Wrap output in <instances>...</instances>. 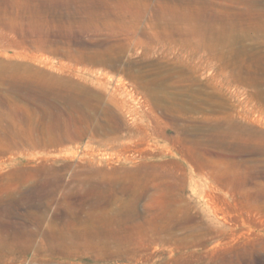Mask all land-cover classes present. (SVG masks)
Masks as SVG:
<instances>
[{
  "label": "rangeland",
  "instance_id": "rangeland-1",
  "mask_svg": "<svg viewBox=\"0 0 264 264\" xmlns=\"http://www.w3.org/2000/svg\"><path fill=\"white\" fill-rule=\"evenodd\" d=\"M249 1L0 0V264H264V26L191 34Z\"/></svg>",
  "mask_w": 264,
  "mask_h": 264
},
{
  "label": "bare ground",
  "instance_id": "bare-ground-1",
  "mask_svg": "<svg viewBox=\"0 0 264 264\" xmlns=\"http://www.w3.org/2000/svg\"><path fill=\"white\" fill-rule=\"evenodd\" d=\"M199 1V0H198ZM246 0H244L245 2ZM255 1V0H253ZM253 1H249L250 3H252ZM258 1V4L259 2L261 3V1L263 0H257ZM256 2V1H255ZM88 3V2H87ZM115 3V1H114ZM143 3V2H142ZM254 3V2H253ZM160 5V4H159ZM197 5V4H196ZM195 5V6H196ZM209 5V4H208ZM257 5V4H256ZM260 5V4H259ZM144 6V5H143ZM194 6V5H193ZM250 6V5H249ZM252 6V5H251ZM261 6V5H260ZM191 7V6H190ZM253 7V6H252ZM250 7V8H252ZM258 8V7H257ZM263 9V8H262ZM260 10L259 8L258 9H255L253 10H248L250 13V11L252 13L250 14H245L246 15H233L231 13V15L233 16H229L226 12L227 15H224V14H216V13H210V15H205L206 12L203 11V8H198V7H192L191 8V13L195 19H191L193 20V25L191 27V34H194L196 35V37H198V40L199 42L202 44H205L207 45L208 47H213V46H216V45H219L221 46V49L220 51H218V55L221 56V57H225L226 58V61L229 63L231 61L232 64H234L235 66L237 65V61L238 60H241V51H238V45L239 44L237 42V35L234 34V30L237 29V28H241V29H244L243 31H245V29L249 30V28H252L254 30V28H261L264 26V10ZM173 10V9H172ZM209 10V9H208ZM141 11V10H139ZM160 12V11H159ZM173 12V11H172ZM208 12H211V11H208ZM144 12L142 11V14ZM160 14V13H159ZM244 14V13H243ZM161 15V14H160ZM159 15V16H160ZM197 18V19H196ZM201 18V19H200ZM3 19V18H2ZM200 19V21H198ZM160 21V20H158ZM8 22V21H7ZM158 23V22H157ZM16 24V23H15ZM97 24V23H96ZM156 24V23H155ZM160 24L161 21H160ZM9 26V25H8ZM122 26V25H121ZM128 26V25H127ZM138 26V25H137ZM10 27V26H9ZM130 27V26H129ZM170 27V26H169ZM168 27V28H169ZM108 28V27H107ZM125 28V27H124ZM130 29V28H129ZM172 29V28H171ZM136 31V30H135ZM142 31V30H141ZM252 31V30H251ZM128 32V31H127ZM249 32V31H248ZM140 33V32H139ZM137 33V34H139ZM245 34L244 33V37H245ZM133 35V34H132ZM131 35V36H132ZM143 35V33H142ZM126 36V35H125ZM140 36V35H138ZM128 38V36H126ZM136 37V35H135ZM140 37H143V36H140ZM139 37V38H140ZM138 38V39H139ZM130 39V38H129ZM141 39V38H140ZM144 39V37H143ZM142 40V39H141ZM129 41V40H128ZM136 44H138L137 42L139 41H135ZM242 42V41H241ZM125 43V42H124ZM140 44V43H139ZM128 45V44H127ZM223 48V49H222ZM107 51V50H106ZM104 52V51H103ZM101 53V52H100ZM244 54V53H243ZM98 55V54H97ZM251 55V53H250ZM108 56V55H107ZM247 56V55H246ZM112 57V56H111ZM250 57V56H248ZM100 58V57H99ZM113 58V57H112ZM241 58V59H240ZM109 59V58H108ZM114 59V58H113ZM230 60V61H228ZM243 60V59H242ZM105 61V60H104ZM107 63V62H106ZM226 65V64H225ZM233 65V66H234ZM128 66V65H127ZM234 66V67H235ZM238 68V67H236ZM240 68V67H239ZM233 69V68H232ZM237 70V69H236ZM239 72V71H237ZM15 73V72H14ZM17 74V73H16ZM15 75V74H14ZM107 75V74H106ZM18 77V76H17ZM12 79V78H11ZM120 80V79H119ZM18 81V80H17ZM51 81V80H50ZM144 82L146 80H143ZM153 82V81H152ZM39 83V82H38ZM122 83V80L119 81V84ZM151 84V83H150ZM152 85V84H151ZM17 87V86H16ZM40 89V88H39ZM150 89V88H149ZM150 92V91H149ZM155 92H153L154 94ZM152 94V95H153ZM100 98V97H99ZM102 100V99H101ZM96 103V102H95ZM100 106V105H99ZM100 124V123H99ZM103 126V125H102ZM59 127V125H58ZM154 130V129H153ZM227 130V129H226ZM4 130H2L3 132ZM155 131V130H154ZM229 131V130H227ZM1 132V133H2ZM223 133V132H222ZM230 133V132H228ZM234 133V132H233ZM236 133L235 132V136H236ZM7 134L4 132V135ZM153 134H155L153 132ZM3 135V136H4ZM222 135H225V134H222ZM6 136V135H5ZM4 136V137H5ZM226 136V135H225ZM225 136H223L225 138ZM229 136V135H228ZM234 136V135H233ZM240 136V135H239ZM219 137V136H218ZM221 137V136H220ZM222 137V138H223ZM230 138V137H229ZM221 139V138H220ZM238 139V138H237ZM228 140V139H227ZM236 140V139H235ZM234 140V141H235ZM226 141V140H225ZM238 141V140H237ZM228 142V141H227ZM235 144V143H234ZM236 149V148H235ZM237 150V149H236ZM242 151V150H241ZM240 152V151H239ZM118 169V168H117ZM116 169V170H117ZM63 170V169H62ZM113 170V169H112ZM115 170V171H116ZM114 171V170H113ZM118 172V171H117ZM117 179V178H116ZM119 180V179H118ZM111 182V181H110ZM115 182V181H114ZM118 182V181H117ZM121 182V181H119ZM113 183V182H112ZM118 184V183H117ZM121 184V183H120ZM119 185V184H118ZM63 186V185H62ZM112 186H116V187H119L116 185V183H113ZM111 186V187H112ZM116 187H113V188H116ZM99 188V187H98ZM112 189V188H111ZM125 188L122 187V189L120 188V190H123ZM100 190V189H99ZM98 190V194H96L95 197H98L97 200H96V206H99L101 204H103V197L104 195L102 194L101 191ZM113 190H116V189H113ZM100 192V193H99ZM135 196V194L133 195ZM131 195V197H133ZM136 197V196H135ZM138 198V197H137ZM112 199H116V196H114ZM134 200V199H133ZM129 204H131L130 202L126 205L128 208H129ZM216 213L219 215V211H216ZM223 219H225V216H221ZM35 231V230H34ZM30 232V230H29ZM39 233V232H38ZM42 233V232H40ZM47 233V232H46ZM37 235V234H36ZM39 235V234H38ZM45 235V234H44ZM41 236V235H40ZM63 236V235H62ZM43 237V236H42ZM46 237V236H45ZM50 237V236H48ZM64 237V236H63ZM34 238V237H33ZM32 238V239H33ZM62 238V237H61ZM40 239V238H39ZM42 240V239H41ZM45 240V239H44ZM62 240V239H61ZM28 241V240H27ZM43 241V240H42ZM32 243H33V240H32ZM30 243V244H32ZM39 243V242H38ZM29 245V244H28ZM27 245V246H28ZM34 245V244H33ZM32 245V246H33ZM46 246V245H45ZM30 247V246H29ZM43 248H44V245H43ZM48 249L50 250H53L55 252H64L66 250L69 249V246L67 245V243H65V241H58V242H51V244H49V246L47 247Z\"/></svg>",
  "mask_w": 264,
  "mask_h": 264
}]
</instances>
